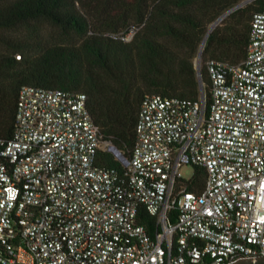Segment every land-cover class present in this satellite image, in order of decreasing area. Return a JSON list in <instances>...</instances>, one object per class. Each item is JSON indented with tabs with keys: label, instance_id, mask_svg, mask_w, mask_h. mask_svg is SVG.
Returning <instances> with one entry per match:
<instances>
[{
	"label": "built area",
	"instance_id": "2783aa9c",
	"mask_svg": "<svg viewBox=\"0 0 264 264\" xmlns=\"http://www.w3.org/2000/svg\"><path fill=\"white\" fill-rule=\"evenodd\" d=\"M206 66L208 108L205 94L194 103L146 95L129 156L101 134L85 93L23 85L14 136L0 142V264L264 254V10L243 60ZM101 152L120 169L97 164ZM184 165L205 169L202 189L187 188Z\"/></svg>",
	"mask_w": 264,
	"mask_h": 264
},
{
	"label": "trees",
	"instance_id": "16d2710c",
	"mask_svg": "<svg viewBox=\"0 0 264 264\" xmlns=\"http://www.w3.org/2000/svg\"><path fill=\"white\" fill-rule=\"evenodd\" d=\"M244 0H0V142L16 128L23 85L82 92L101 134L129 156L144 97L200 100L196 59L211 26ZM252 0L226 15L208 34L202 81L207 108L210 58L238 63L250 40ZM131 30V39L124 36ZM20 55V57H17ZM97 164L120 169L108 154ZM195 167L187 188L204 186Z\"/></svg>",
	"mask_w": 264,
	"mask_h": 264
},
{
	"label": "water",
	"instance_id": "95a60500",
	"mask_svg": "<svg viewBox=\"0 0 264 264\" xmlns=\"http://www.w3.org/2000/svg\"><path fill=\"white\" fill-rule=\"evenodd\" d=\"M252 0H245L240 2L238 5L234 6L230 10L226 11L224 14L220 16V18L211 26L208 34L211 32V30L230 12L234 11L235 9L245 5L246 3L250 2ZM204 38L200 50L199 55L197 57L196 67L198 69V76L200 79V85L202 90V95L204 96V88H203V81H202V72H201V60L203 58V50L206 44L207 36ZM231 264H264V254H257V255H241L238 258H236Z\"/></svg>",
	"mask_w": 264,
	"mask_h": 264
},
{
	"label": "rangeland",
	"instance_id": "374dc122",
	"mask_svg": "<svg viewBox=\"0 0 264 264\" xmlns=\"http://www.w3.org/2000/svg\"><path fill=\"white\" fill-rule=\"evenodd\" d=\"M195 61L197 62V59ZM201 67H202V60H201ZM180 173L184 178L190 179L195 173V167L191 165H184L181 167Z\"/></svg>",
	"mask_w": 264,
	"mask_h": 264
}]
</instances>
